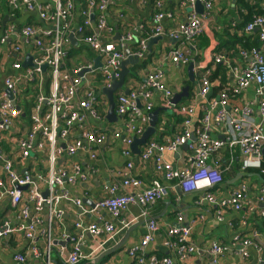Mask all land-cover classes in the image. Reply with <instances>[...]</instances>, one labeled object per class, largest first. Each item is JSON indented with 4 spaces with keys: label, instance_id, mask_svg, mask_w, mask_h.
<instances>
[{
    "label": "built area",
    "instance_id": "1",
    "mask_svg": "<svg viewBox=\"0 0 264 264\" xmlns=\"http://www.w3.org/2000/svg\"><path fill=\"white\" fill-rule=\"evenodd\" d=\"M2 1L10 11L9 17L21 10L37 11V20L43 25H23L20 29L6 28L5 24L0 27V43L13 41L12 46L4 51V58L20 55L8 69L12 74H4L0 90V139L5 131L19 135L16 147L6 157L0 155V200L7 198L14 210L13 219H5L0 224V247L5 240L16 236H21L27 245V252L22 249L12 253L11 264H27L28 254L38 258L36 244L39 240L46 243L44 264H51L52 233L54 227H62L66 213L64 206L80 209L79 216L85 208L84 198L94 203L93 208L88 206L91 213L104 211L110 220L100 219L98 223L88 224L76 220L75 233L62 231L61 234L70 245L66 264L83 261L95 264L94 258L105 251L106 242L134 222L135 219L126 221L121 218L130 205L140 207V217L145 219L147 208L165 197L160 179L174 181L181 193H201L200 200L196 201L215 207L217 221L229 228L234 229L235 224L226 220L223 214L228 209L237 212L248 206L246 215L254 214L264 219V209L251 206L247 196L249 189L245 185L234 189L225 198L215 197L211 192L223 182L222 172H230L239 158L240 171H255L262 177L258 203H264V4L260 5L261 14L244 27V33L255 32L259 47L238 48L232 55L214 53L207 61L208 66L202 68L200 88L195 94L204 101L200 125L196 127L191 121L194 107L183 108L179 113L183 121L178 133L164 136L163 141L149 142L138 155L143 164L151 162L153 165L156 177L150 185L144 187L140 179L127 171L119 180L120 173L112 175L106 167L108 182L102 188L106 196L91 199L87 190L76 196L71 189L89 183L100 165L104 169V149L110 140L120 142V153L131 160L127 164L131 171L134 157L131 145L148 126V114L155 107L153 96L160 95L165 107L172 108L174 92L166 88L161 65L152 66L145 79L129 88L127 94L116 92L114 111L118 121L109 123L105 118L108 104L101 88L119 79L121 63L127 58L126 45L136 44L139 50L132 55L139 60L144 58L147 40L136 36L141 29L132 27L131 32L119 34V41L112 40L117 32L112 21L121 19L119 15L114 20L108 13L113 0H86V10L79 9L76 0H51V4L45 6H38L34 0ZM213 1L185 0V6L190 9L188 21L170 34L177 48L165 54L166 61L175 65H188L192 61L193 41L202 32L203 21L212 10ZM196 2L202 5L201 15L195 11ZM75 13L82 19L72 33ZM166 17L170 15L155 14L152 30L155 37L162 33L160 23ZM72 34L82 37L81 44L96 55L95 58H100L101 67L93 68L94 59L65 66ZM27 55L32 57L31 66L24 67ZM217 66L225 70V83H217V92L215 89L212 95L214 84L210 77ZM3 72L7 71L0 68V73ZM97 72L103 78V84L96 87L91 75ZM29 89L32 94L23 104L20 103L18 93L22 96ZM239 101L242 103L238 104ZM105 124L112 126L107 129ZM212 125L219 130L222 136L219 139L210 137ZM183 146L190 151L188 168L167 163L163 152H176ZM154 151H157L156 155ZM225 151L229 153L228 161L225 165H218L217 162L226 161H219ZM234 151L238 152L237 158L232 155ZM15 166L24 167L26 174L17 173ZM43 191H47L45 198ZM245 220L242 218L239 222L244 226ZM182 222L178 215L176 223L166 227L161 244L168 255H146L147 246L161 229L157 221L150 219L146 221L145 234L129 249L128 256L135 264L185 263L197 248L189 241L192 226ZM86 234L95 241L87 254L82 251ZM250 246L258 252L264 251V246L254 244L252 237L240 232L232 236L229 245L212 241L205 251L212 257L213 264H220L218 259L231 250H235L241 259L247 258Z\"/></svg>",
    "mask_w": 264,
    "mask_h": 264
},
{
    "label": "crops",
    "instance_id": "2",
    "mask_svg": "<svg viewBox=\"0 0 264 264\" xmlns=\"http://www.w3.org/2000/svg\"><path fill=\"white\" fill-rule=\"evenodd\" d=\"M34 1L38 6L51 4V0ZM153 1L154 0H113L112 2H110L108 8V13L110 16L118 17L119 15H121V19H123V31L127 32H131L132 27L136 29H142L144 26L151 31L153 30L155 14H157L158 12H163L170 15V17H166L161 21L160 25L162 28V33L157 36L158 40L151 44V51L149 53H152L154 56L147 60L144 68L141 67L140 69H138V72L134 74V76L130 77L128 81L130 83L129 85H123V90L136 87L145 79V76L147 75L149 70L153 69L152 66H156L157 64H159L161 65L160 69H162V72L164 74V81L167 89L174 92V94H181L182 91L188 87L187 97L182 98L179 103H177V105H174L172 108L165 107V105L162 103L160 95L155 94L153 96V102L155 105L154 110L165 109V111H160L158 116L159 123L156 126V133L149 142H156L157 140L163 141L164 136L176 135L183 121V118L180 117V112L183 108L193 106L195 111L191 121L196 127L200 125L199 123L203 117L201 106L203 105L204 101L200 98H196L195 94L200 88L199 79L203 75L204 71V69L202 68L208 66V59L211 58L214 53H217L218 49H220L221 47L230 46L232 50L236 47H239L240 45L245 46L246 49H254L259 47L258 41H255L257 37L255 32H253L252 34L244 33V27L247 23L243 26V34H239L238 29L240 28L239 26L241 22L243 21V19L245 20L246 18H248L249 15V11H246L244 7H242V5L238 4L239 0H214L212 10L208 14L207 19L203 21V30L199 35L201 36V38L207 40V45L201 50L193 49L192 56H190V58L193 57L192 62L197 64L193 70L192 83L190 82L188 77L186 69L187 65H175L164 59L165 54L168 51L177 48V43L171 38L170 34L174 33L179 25L185 24L188 21L190 9L185 6V0H156L157 2L155 4V8L154 6H152ZM243 1L246 2L249 7L253 8L251 17H256L257 12L260 9L256 0ZM157 4H159V6H157ZM262 4H264V0H260V5ZM86 9L87 7L84 10ZM21 11L22 12H18L13 17H9V9L4 5L3 1L0 0V27L3 26L2 23L5 17L9 18V20L4 21L6 28L9 26H13L14 28L20 29L23 25L43 27V25L37 20V11H34V13H29L25 10ZM81 19L82 18L79 15L77 16L76 13L74 14L72 19V33H74V30L76 31L77 25L80 24ZM90 19L92 18L90 17ZM112 23L114 27H116L117 22L112 21ZM1 29L2 28H0V37L2 35ZM153 34L154 33H152L151 31L150 37L143 39H146L148 42L150 39L155 37ZM72 35L73 41L76 44L74 45L70 41L68 55L65 60V66L68 67L86 63L84 56L81 55L75 56L71 60L69 53H71L72 50H78L80 48L88 49L81 44V36H79L78 34ZM12 44V40L8 41L6 44L0 43V68L7 71L0 73V90H2L3 88L2 78L4 77V74H12V71L8 69H11V64L20 57V55H18L16 58H4V51L9 49ZM135 49L136 46L128 45V50L131 53H133ZM221 52H232V55L236 52V50L228 51L227 49H223ZM146 53L148 52L145 51V54ZM91 56L92 61L93 59H95L94 56L96 55H93V53L91 52ZM29 57L31 62L32 57ZM27 58L28 55L26 56L25 60ZM140 62L141 61H139V63ZM135 68L136 66L130 69L132 71V69ZM214 72L210 77L215 87L212 88V95H214L215 89L217 92V83H220L221 81L220 73ZM123 90L121 91L123 92ZM241 103L242 101L238 102V104ZM164 125L166 126V128ZM210 127L212 129L210 131L211 138L219 139L220 137H222L219 134L218 129H214L213 125ZM18 138L19 135L14 133V131L10 134L9 132L5 131L0 139V155L6 157L8 152L16 147ZM119 144L120 142L116 140H110L108 142L103 154L104 163H102L104 164V169L103 166L100 165V169L98 167L97 174L89 181V183L79 184L76 187H73L71 191L74 195L81 196L83 190H87L89 193L88 198L93 199L96 197H105L106 192H103L102 188L104 183L108 182L107 170H109L112 175L114 173H120V175L117 176L119 180L122 179L123 173H125L126 171L127 173L130 172L131 176H134L135 178L141 180L144 187L150 185L149 183L151 182L153 177H156V175L154 176L152 163L148 162L143 164L139 156L134 155V157L132 158V170H128L127 164L131 160L129 161V158L121 155V147H119ZM145 147L143 146L140 148L141 153L143 152ZM178 151H165L163 152V156L167 160V163L171 164L174 167L188 168V165L191 164V161L188 159L190 151L188 149L181 150L180 152ZM153 154L156 155L157 151H154ZM225 154L229 155L227 151H225L224 155ZM224 155L223 157H219V161L225 159ZM232 155L234 156V158H237L238 152L234 151ZM237 161L236 164H238L239 167V158L237 159ZM14 170L17 173L23 174L22 171L25 170V168L15 166ZM244 173L246 172L236 170L233 175L236 177V175L242 174L243 177ZM0 174H2L1 163ZM258 174L259 173L257 172V177L260 182L249 180L248 182L243 181L238 184H231V181L235 179L234 177L230 180H227L226 185L222 189L215 188L213 189L212 193L215 197L225 198V196L234 189H237L241 185H245L249 189L247 191V196L251 202V206L255 207L257 210L264 209V203H258L259 189L263 185V179ZM160 182L162 187L164 188V191L166 192L165 197L162 199L163 202L159 201V203L155 204L154 206L148 207V215L147 217H145V219H142L140 217V207L136 205H130L124 211L121 218L126 221L135 219L134 222H132V224H130V226L128 227H134L133 231L129 233L123 247L115 251L113 254L104 257L97 264H135V261L128 256L127 252L131 247H134L141 240V238L145 234L146 221L150 219L157 221L161 229L158 233L155 234L154 240L151 241L147 246L146 255H152L156 257L168 255L169 252L162 247L161 243L165 236L166 227L168 225L173 226L176 223V218L178 215H180L183 219L182 224H188L189 226H192L189 241L197 248V252L192 254L183 264H213L212 257L205 251L206 248H208L209 244L212 241H216L225 245H229L232 236L240 232L248 235L249 237H252V241L254 244H257L260 247L264 246V219L263 217L255 216L254 214L246 215V213H249L248 206H244L242 210L237 212H234L230 209L224 211L223 214L226 220H231L235 224L234 229H232L227 227L224 223H219L217 221L215 207L203 202L200 203L196 201L200 200L199 195H201V193L184 194L181 193L178 187H175V184H173L175 183L174 181L172 183L160 179ZM64 208L66 213L62 227L61 229L55 227L54 232L52 233L50 246L51 252L49 254V260L51 264H66L67 253L70 249V245L68 241L63 238V235L61 233L62 231L66 234L75 233L74 223L76 222V220L82 221L85 224L98 223L100 219L103 221L110 220L109 216L104 211L91 213L90 208L87 205H85L82 214L79 216L77 213V209L71 206H64ZM13 216L14 210L10 206L8 199L4 198L0 200V222L2 220L4 221L5 219H13ZM242 218L246 219V224L244 226L239 222ZM127 229L120 233H116L113 239L106 242L105 250L111 249L118 242H120L124 238ZM94 242V239H92L89 234H86L82 251L86 254L89 253L90 247L93 246ZM36 245L39 249L40 256L38 258H35L31 254H28L27 264H41L39 262L40 260L44 264L46 243H44V241L42 240H39ZM26 246L27 245L21 236L12 237L9 240H5L3 245L0 247V264H11L12 253L22 249L24 252H27ZM97 257L94 258V260H96ZM218 262L220 264H264V251L258 252L254 249L253 246H250L248 248V257L245 259H241L238 255H236L235 250H231L221 256L218 259ZM85 264H87V262ZM174 264L179 263L174 261Z\"/></svg>",
    "mask_w": 264,
    "mask_h": 264
},
{
    "label": "water",
    "instance_id": "3",
    "mask_svg": "<svg viewBox=\"0 0 264 264\" xmlns=\"http://www.w3.org/2000/svg\"><path fill=\"white\" fill-rule=\"evenodd\" d=\"M77 1V0H76ZM195 11L198 13V14H201L203 9H202V5L199 3V2H196L195 3ZM6 20H9L8 17H5L4 18V21ZM12 20V18H11ZM3 21V25L5 24V22ZM70 40L72 42V44H76L74 41H73V37L72 35L70 36ZM112 40H115V41H119L120 40V37H119V34L116 32L113 39ZM156 40H158V37H154L152 39H150L147 43H146V46H145V51L146 52H150L151 51V44L154 43ZM126 48V55H127V58L122 61L121 63V66H120V76H119V79L117 80H113L109 86H103L101 88V93L102 95L105 97L106 101H107V104H108V109H107V112H106V120L109 122V123H116L118 121V117H116L115 115V111H114V107H115V99H114V95L116 92L118 91H121L123 90V85H124V82L126 80V77L129 76L131 74V69L130 68H134L136 65L139 64V59L132 55V53L128 50V45L125 46ZM197 64H195L194 62H190L188 65H187V73H188V77H189V80L190 82L193 81V70H194V67H196ZM23 66H31V62H30V57L28 56V58L23 62ZM101 67V63H100V58L99 57H96L94 59V66L93 68L96 69V68H99ZM45 68L43 67V72H44ZM188 87L185 88L182 93L180 94H174V96L172 97L171 99V103L173 105H177V103H179V101L182 99V98H186L188 93ZM123 93L124 94H127L128 93V89H124L123 90ZM9 98H11V96L9 95ZM14 104V102H13ZM165 111V109H156V110H153L151 113L148 114V118H149V123H148V126L147 128L145 129V131L143 132V134L139 137V138H134L133 139V143L131 145V151L134 155H139L140 154V148L145 146L148 142V140L155 135L156 133V126L158 124V116H159V113L160 111ZM185 146H183L182 148H179V151L180 152L181 150H185ZM23 174H26V169L22 171ZM242 178V174H238L236 175L235 179H233L231 181V184L235 183L236 181L240 180ZM25 189V188H24ZM42 196L45 198L47 196V191H44L42 193ZM83 203L87 206H89L90 208H93L94 207V203L92 202V200L90 199H86L84 198L83 199ZM77 213L80 214L81 213V210L80 209H77ZM134 227H130L127 229L126 231V234L124 236V238L118 242L114 247H112L111 249H107L105 251H103L98 257L97 259L94 261L95 264H97L101 259H103L104 257L106 256H109L110 254H113L115 251H117L118 249H120L121 247H123L125 245V242L127 240V237L129 235V233L131 231H133Z\"/></svg>",
    "mask_w": 264,
    "mask_h": 264
},
{
    "label": "trees",
    "instance_id": "4",
    "mask_svg": "<svg viewBox=\"0 0 264 264\" xmlns=\"http://www.w3.org/2000/svg\"><path fill=\"white\" fill-rule=\"evenodd\" d=\"M156 0H154L153 1V4H152V6H154V8H155V4H156ZM256 2L258 3V5H259V7H260V0H256ZM238 4L239 5H242V7H244V9L246 10V11H249V15H248V18H246L245 20L243 19V21L241 22V24H240V28L238 29L239 30V34H243V26L246 24V23H248V22H250L251 20H252V18L253 17H251L252 16V13H253V8L252 7H249V5L246 3V2H244L243 0H239L238 1ZM87 7V1L86 0H78V8L79 9H81V10H84L85 8ZM261 14V11H260V9H259V11L257 12V16L258 15H260ZM17 16V15H16ZM111 17H113L114 18V20L115 19H117V17H115V16H111ZM246 17V16H245ZM115 22H117L116 23V29H117V32L120 34V35H124V34H126L127 33V31H123V28H122V25H123V19H118V20H116ZM152 31V30H151ZM151 31H150V29H148V28H146L145 26L141 29V30H139L137 33H136V36L137 37H140V38H148V37H150V35H151ZM237 31V30H236ZM89 32H87V34H88ZM252 34V33H251ZM257 40V38L255 39V41ZM196 43V44H195ZM132 45H134V46H136V49H135V51L134 52H137L138 50H139V48H138V46L136 45V44H129V46H132ZM193 45H194V48L195 49H197V50H201V49H203L206 45H207V40H205V39H203V38H201V36H198V37H196L195 39H194V41H193ZM226 47H228V48H226ZM226 47H221L220 49H218L217 50V52H221L223 49H227L228 51H234V50H236L237 48H240V49H246L245 48V46H242V45H240L239 47H236V48H234V49H232L231 50V47L230 46H226ZM133 52V53H134ZM232 53V52H231ZM230 53V54H231ZM69 56H70V54H69ZM152 56H154L152 53H146L145 54V57L142 59V60H140L141 62L138 64V65H136V67H138V69H140L141 67L142 68H144L145 67V65H146V63H147V60H149ZM222 69V70H221ZM215 72H218V73H220V80H221V82L222 83H225V80H224V73H225V70L221 67V66H217L216 67V69H215ZM214 72V73H215ZM93 83H94V81H93ZM101 84H103V78L101 77V75H98L97 76V78H96V82L94 83V86H101ZM30 94H32V90L31 89H29V90H25L23 93H22V95H30ZM115 97H114V99H116V96H117V93L114 95ZM28 110H26V114H28V112H27ZM101 112V111H100ZM159 123V122H158ZM158 125V124H157ZM165 126V125H164ZM165 128H166V126H165ZM164 136V135H163ZM225 156V159H226V161L225 162H217V164L218 165H225L226 163H227V161H228V154H225L224 155ZM236 170H239V167H238V164H236V161H235V163L233 164V166L231 167V169H230V172H228V173H226V172H222V183L219 185V187H217V189H222L225 185H226V181L227 180H230V179H232V178H234L235 176L233 175L234 174V172L236 171ZM212 192V191H211ZM160 202H163V200H160ZM159 203V202H158ZM159 210V209H158ZM256 216V215H255ZM3 222V220L0 222V224ZM263 225H264V221H263ZM162 256H164V255H162ZM86 262L85 261H83V262H81V263H79V264H85ZM59 264H61V263H59ZM88 264V263H87Z\"/></svg>",
    "mask_w": 264,
    "mask_h": 264
},
{
    "label": "rangeland",
    "instance_id": "5",
    "mask_svg": "<svg viewBox=\"0 0 264 264\" xmlns=\"http://www.w3.org/2000/svg\"><path fill=\"white\" fill-rule=\"evenodd\" d=\"M70 54V59L72 60L75 56H84L86 61H91L92 56H91V52L88 49L85 48H80V49H74L71 51ZM136 72H138V67H136L135 69H132L131 74L129 76L126 77L125 83L124 85H129L130 83L128 82L131 76H134V74H136ZM99 75V73H95L94 75H91V78L93 79L94 83L96 82V78ZM193 83V82H192ZM28 95H22L19 92L18 93V98L20 100V103H24V100L27 99ZM112 125L111 124H105V127L108 129L110 128ZM99 165V164H98ZM249 180H253V181H259L258 177H257V172L255 171H249L243 174L242 179H240L239 181L235 182L234 184H238L241 183L243 181L248 182ZM260 182V181H259ZM57 228V227H56ZM55 229V227H54ZM41 264H43V262L40 260L39 261Z\"/></svg>",
    "mask_w": 264,
    "mask_h": 264
},
{
    "label": "clouds",
    "instance_id": "6",
    "mask_svg": "<svg viewBox=\"0 0 264 264\" xmlns=\"http://www.w3.org/2000/svg\"><path fill=\"white\" fill-rule=\"evenodd\" d=\"M139 61H140V60H139ZM124 83H125V82H124ZM115 94H116V93H115ZM152 137H153V136H152ZM152 137H151V138H152ZM151 138L148 140V142L151 140ZM148 142H147V143H148ZM140 153H141V151H140Z\"/></svg>",
    "mask_w": 264,
    "mask_h": 264
}]
</instances>
